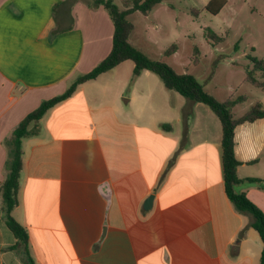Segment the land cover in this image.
I'll list each match as a JSON object with an SVG mask.
<instances>
[{
	"label": "crops",
	"instance_id": "1",
	"mask_svg": "<svg viewBox=\"0 0 264 264\" xmlns=\"http://www.w3.org/2000/svg\"><path fill=\"white\" fill-rule=\"evenodd\" d=\"M112 31L87 0H0V184L12 130L103 59ZM126 61L31 122L11 212L26 251L0 199V264H259L254 217L225 193L219 119ZM234 141L237 176L264 179V117ZM237 190L264 212L263 188Z\"/></svg>",
	"mask_w": 264,
	"mask_h": 264
},
{
	"label": "trees",
	"instance_id": "2",
	"mask_svg": "<svg viewBox=\"0 0 264 264\" xmlns=\"http://www.w3.org/2000/svg\"><path fill=\"white\" fill-rule=\"evenodd\" d=\"M91 1L92 3L90 4L92 6H102L111 18L113 31L109 52L91 70L77 75L63 92L42 100L35 109L27 113L19 121L11 132L8 144L6 174L0 184L4 223L16 239L10 248H16L21 245L25 247L26 251L28 241L25 227L15 220L11 212L17 204L18 179L22 166L21 142L22 138L30 133L29 126L31 122L38 120L48 109L70 97L80 84L95 79L100 74L114 68L125 60H130L134 63L133 77L138 76L143 70H148L156 74L167 89L176 91L192 101L207 105L219 119L221 125V165L225 193L238 211L248 212L254 217L251 226L258 232L262 241L259 264H264V212L247 197L245 191L237 190V186L242 183L255 184L259 188L264 189V179L259 177L239 178L236 171L240 161L236 158L234 151L235 128L242 123L252 122L264 117V108L259 102H255L246 112L236 117L233 114V108L236 104L246 100L244 95L217 100L192 74L175 71L172 66L162 59L148 57L129 42L134 25L128 16L136 11L146 15L161 0H131L130 4L123 9H119L111 0ZM226 3L227 0H208L204 5V9L211 14H217ZM206 35L208 38H213L216 42L222 40L212 30H207ZM176 49V45L172 44L164 53L170 55ZM250 60L253 66L251 69L246 70L244 81L264 92V60L255 57H250ZM162 126L167 128L169 125L162 124Z\"/></svg>",
	"mask_w": 264,
	"mask_h": 264
},
{
	"label": "rangeland",
	"instance_id": "3",
	"mask_svg": "<svg viewBox=\"0 0 264 264\" xmlns=\"http://www.w3.org/2000/svg\"><path fill=\"white\" fill-rule=\"evenodd\" d=\"M111 1L119 9L131 2ZM207 1L161 0L146 15L131 13L128 18L134 29L129 41L148 57L162 59L179 73L192 74L217 100L244 95L246 100L233 108L234 115L240 116L254 102L263 101L264 93L244 77L253 66L250 57L264 60V0H227L217 14L204 9ZM207 30L222 40L208 38ZM172 44L176 51L166 55ZM130 63L126 61L120 69ZM152 75V81L162 83Z\"/></svg>",
	"mask_w": 264,
	"mask_h": 264
},
{
	"label": "water",
	"instance_id": "4",
	"mask_svg": "<svg viewBox=\"0 0 264 264\" xmlns=\"http://www.w3.org/2000/svg\"><path fill=\"white\" fill-rule=\"evenodd\" d=\"M152 195H150L147 199H146V201H145V203H144V208H149L150 206H151V202H152Z\"/></svg>",
	"mask_w": 264,
	"mask_h": 264
}]
</instances>
